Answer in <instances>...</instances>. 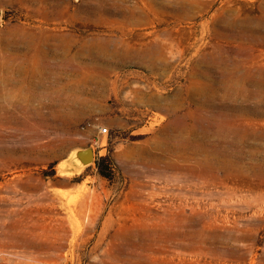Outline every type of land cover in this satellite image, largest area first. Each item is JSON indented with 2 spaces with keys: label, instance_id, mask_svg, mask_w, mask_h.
<instances>
[{
  "label": "rangeland",
  "instance_id": "rangeland-1",
  "mask_svg": "<svg viewBox=\"0 0 264 264\" xmlns=\"http://www.w3.org/2000/svg\"><path fill=\"white\" fill-rule=\"evenodd\" d=\"M0 264H264V0H0Z\"/></svg>",
  "mask_w": 264,
  "mask_h": 264
}]
</instances>
